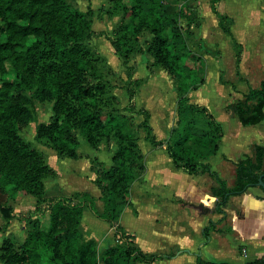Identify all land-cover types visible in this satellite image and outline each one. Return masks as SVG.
Segmentation results:
<instances>
[{
  "label": "trees",
  "instance_id": "trees-1",
  "mask_svg": "<svg viewBox=\"0 0 264 264\" xmlns=\"http://www.w3.org/2000/svg\"><path fill=\"white\" fill-rule=\"evenodd\" d=\"M179 1L112 0L122 14L110 44L126 64L133 54L128 41L137 40L144 32L151 35L146 51L174 81L176 119L168 136L160 140L149 123V112L141 109L144 118L139 127L144 139L153 147L162 146L176 168L191 174L210 172L203 160L217 152L222 127L206 106L188 99L187 94L204 83L206 64L188 43L192 36L188 27L196 15L189 10V0ZM219 2L210 0L211 10L222 31L231 36L238 64L242 46L232 36L229 17L218 11ZM93 17L91 7L82 10L67 0H0V216L4 221L0 231H6L16 218L11 200L29 195L36 199L33 210L17 217L24 222L25 236L20 241L9 235L2 239L1 264H138L156 258L141 252L118 222L130 204V188L145 165L138 136L123 133L118 128L119 116L103 114L98 108L104 90L105 94L111 91L95 71V58L85 42L93 34ZM181 19L187 22L186 28ZM131 80L136 87L140 85L139 79ZM125 89L126 107L131 111L135 89ZM44 100L54 101L53 116L49 123L37 125L36 136L58 156L77 159L79 136L95 149L103 138L115 139L117 147L109 167L91 159L101 211L88 191L48 197L45 182L56 173L41 153L17 134L31 119L34 103ZM225 109L243 125L264 120V79ZM235 167L233 186L227 187L217 178L211 187L216 210H222L230 195L257 185L259 177L264 182V146L255 144L253 154L238 159ZM86 208L114 228L115 242L100 252L96 242L80 232Z\"/></svg>",
  "mask_w": 264,
  "mask_h": 264
},
{
  "label": "rangeland",
  "instance_id": "rangeland-1",
  "mask_svg": "<svg viewBox=\"0 0 264 264\" xmlns=\"http://www.w3.org/2000/svg\"><path fill=\"white\" fill-rule=\"evenodd\" d=\"M67 1L71 6L79 9L86 10L91 7L94 10L91 26L93 34L85 42L95 58V71L101 75L105 82L104 86L107 85L111 91V93L107 91L108 94H105L104 90L102 97H99L98 108L103 114L111 112L118 115V128L123 133L138 136L142 154L148 162L146 145L149 143L144 139L143 129L139 127L144 118V112L141 109L149 112V123L152 128L164 135L174 121V107L177 100L173 79L160 65L154 63L152 54L146 51L151 35L144 32L137 40L128 41V47L133 50V54L124 64L114 53L110 44V39L115 37L114 29L122 14L113 7L112 0ZM217 9L221 14H226L229 17L227 24L231 28L232 36L237 41L243 42L242 59H247L246 63L250 65V59H256L255 48L258 50L257 59H264V32H262L264 28V0H220ZM189 10L196 15V18L188 27L192 32L188 43L195 55L204 57L206 64V81L204 85L188 94L189 101L214 106L218 99L217 90L219 88L224 90L223 94H229L226 97L228 101L229 96L233 95L228 91H236V86L240 91L252 87L254 81H249V85L242 80H238L236 85L231 82V79L237 80V74H234L236 48L231 36L225 34L220 28L219 18L212 12L210 0H189ZM181 24L184 28L188 25L183 19H181ZM251 51L252 54L254 53L253 56ZM128 74L131 77H128ZM135 78L140 80V85L143 82L140 89V85L136 87L135 81L131 80ZM125 87L129 90L135 89L133 111L127 110L128 95ZM234 96L236 95L231 98L234 99ZM53 104V100L36 101L30 109L33 110L31 119L27 125L19 129L17 134L30 146L36 148L45 162L55 171V178L48 179L46 182L49 198H59L82 190L90 192L94 197L98 196L99 189L93 183L95 175L90 168L91 159L96 158L104 166H107L117 147L115 139L113 137L103 138L99 149H95L79 136V157L77 159L58 156L55 150L45 145L46 142L43 138L39 140L36 136L37 125L51 121ZM165 120H169L166 127ZM76 133L78 134L77 130ZM30 197L21 196L10 201L15 209L16 218L10 221L6 231H0V242L2 237L7 235L13 236L16 241H20L25 236L24 222L17 217L34 209L35 199ZM74 200L76 201V199ZM102 204V201L98 199L95 202L96 209H102ZM85 211L84 217L85 215L94 216L88 208ZM85 219L82 221H86ZM3 222L0 216V226ZM80 231L83 236L88 238L89 227L85 223L84 226H81Z\"/></svg>",
  "mask_w": 264,
  "mask_h": 264
},
{
  "label": "crops",
  "instance_id": "crops-1",
  "mask_svg": "<svg viewBox=\"0 0 264 264\" xmlns=\"http://www.w3.org/2000/svg\"><path fill=\"white\" fill-rule=\"evenodd\" d=\"M237 42L243 45L242 41ZM255 53L256 59H250V65L242 56L238 64L235 59L234 74H237V80L231 79L233 85L238 80L246 81L248 85L249 81H254L252 87L240 91L236 86L237 92L228 91L236 95L235 98H231V95L228 101L226 97L229 94H223L224 90L219 88L214 106L200 104L209 109L215 121L222 127L217 152L203 160L209 166L210 172L199 171L191 174L182 168H176L162 146L153 147L149 142L146 145L148 162L143 156L145 169L133 182L130 188V204L123 210L118 221L132 235L134 245L141 252L146 256H156L151 263L138 264H242L264 256L263 189L254 185L248 187L244 193L230 195L221 211L216 210V197L211 193V187L217 184V178L224 180L227 187L233 186L235 162L245 155L251 156L255 144L264 146V120L257 124L243 125L225 109L228 104L240 98L249 88L257 87L264 79V59H257L256 48ZM142 85L143 82L139 89ZM175 119L176 113L172 125ZM165 122L166 127L169 120ZM169 130L164 135L154 129L153 132L157 139L162 140L168 136ZM110 165L111 158L106 167ZM99 195L95 196V202ZM30 198L35 199L33 196ZM85 210L79 228L84 223L89 227L88 238H84L93 239L100 252L115 242L114 228L93 213L94 216L84 217ZM84 218L86 221H82Z\"/></svg>",
  "mask_w": 264,
  "mask_h": 264
},
{
  "label": "built area",
  "instance_id": "built-area-1",
  "mask_svg": "<svg viewBox=\"0 0 264 264\" xmlns=\"http://www.w3.org/2000/svg\"><path fill=\"white\" fill-rule=\"evenodd\" d=\"M193 264H222V263H193ZM242 264H264V256L260 257L259 259L255 260V261H251V262H246V263H242Z\"/></svg>",
  "mask_w": 264,
  "mask_h": 264
},
{
  "label": "water",
  "instance_id": "water-1",
  "mask_svg": "<svg viewBox=\"0 0 264 264\" xmlns=\"http://www.w3.org/2000/svg\"><path fill=\"white\" fill-rule=\"evenodd\" d=\"M257 185H259L264 191V182L262 181L261 177H259Z\"/></svg>",
  "mask_w": 264,
  "mask_h": 264
}]
</instances>
